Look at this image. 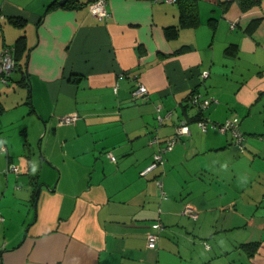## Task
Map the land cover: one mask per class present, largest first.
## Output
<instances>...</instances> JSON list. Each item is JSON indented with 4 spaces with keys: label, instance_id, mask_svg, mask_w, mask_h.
<instances>
[{
    "label": "crops",
    "instance_id": "crops-1",
    "mask_svg": "<svg viewBox=\"0 0 264 264\" xmlns=\"http://www.w3.org/2000/svg\"><path fill=\"white\" fill-rule=\"evenodd\" d=\"M58 1L0 0V50L19 64L0 73L3 264H264V0H191L194 23L179 1L106 0L103 17ZM201 113L237 117L243 149Z\"/></svg>",
    "mask_w": 264,
    "mask_h": 264
},
{
    "label": "built area",
    "instance_id": "built-area-1",
    "mask_svg": "<svg viewBox=\"0 0 264 264\" xmlns=\"http://www.w3.org/2000/svg\"><path fill=\"white\" fill-rule=\"evenodd\" d=\"M155 1L171 2L175 0H155ZM105 4H106V0H93L88 3L89 12L92 15H95L98 17L106 16L107 12L105 8ZM14 63L15 62L11 55L10 49L8 47L3 48L0 51V72L8 74L14 69ZM207 74L208 72H204L203 73L204 77L207 76ZM146 93H147V89L144 85H138L131 91V95L134 99L145 98ZM188 100L192 105L197 106L200 112L204 111L210 105L209 99L202 98L200 94L196 92H192L189 95ZM161 107H162L161 104H156L155 106V109L157 112V120L159 124L162 123L163 121L162 120L163 117L160 114ZM78 117L79 115L77 114V112H72V113H69L63 116H59L58 123L71 124V123H74ZM238 123L239 121L237 117L226 119L224 122H214L211 119H209L206 115H204L203 113H201L199 117L196 119V124L203 131H206L209 127H214V128H217L218 131L222 133H226V132L230 133L232 142L236 144L240 148V150H242L244 146L243 144L244 137H243L242 132L239 129ZM188 131H189L188 124L185 121H180L175 127L174 134L171 137L166 138L163 141V146L158 151L154 152L151 163L146 168L142 169L140 171V174L145 175L152 169L156 168L159 164H161L163 161V153L167 150H170L176 143L178 137L187 133ZM154 138H156L154 140L159 141L158 136H154ZM107 156L110 158V160L112 161L115 160L114 156L110 152H108ZM19 171L20 170L17 165L11 164V165H8L3 170V173L5 174L11 173V172L18 173ZM158 185L161 187L160 181H158ZM161 193L163 194L162 190H161ZM182 212L193 218L196 217V213L188 205L182 209ZM163 228H164L163 224L159 221L152 223V230L147 233V238H146L147 247L149 248L156 247L159 232L163 230ZM0 264H3L1 253H0Z\"/></svg>",
    "mask_w": 264,
    "mask_h": 264
},
{
    "label": "trees",
    "instance_id": "trees-1",
    "mask_svg": "<svg viewBox=\"0 0 264 264\" xmlns=\"http://www.w3.org/2000/svg\"><path fill=\"white\" fill-rule=\"evenodd\" d=\"M93 1V0H92ZM175 1H179V3H180V7H181V19H182V21H184V22H186V23H194V22H196L197 21V12H196V8H195V3L194 2H191V0H175ZM256 2V0H238V3L240 4V7L242 8V9H245V8H247V7H249V6H251L252 4H254ZM17 21V20H16ZM18 23L19 24H22V21H18ZM25 36H20L18 39H17V41H16V44H15V49H18L22 44H23V38H24ZM9 48L10 49V51H11V55H12V48H10L9 46H4L3 48ZM2 48V49H3ZM1 49V50H2ZM0 50V51H1ZM12 57H13V55H12ZM14 59V69L16 68V67H18L19 68V64L17 63V61H16V58L14 57L13 58ZM13 69V70H14ZM12 70V71H13ZM0 73H2V75H3V77L5 76V75H8V74H10V72L8 73V74H5V73H3V72H0ZM5 80V79H4ZM199 117V116H198Z\"/></svg>",
    "mask_w": 264,
    "mask_h": 264
},
{
    "label": "water",
    "instance_id": "water-1",
    "mask_svg": "<svg viewBox=\"0 0 264 264\" xmlns=\"http://www.w3.org/2000/svg\"><path fill=\"white\" fill-rule=\"evenodd\" d=\"M65 1H66V0H59L58 3H59V4H62V3H64Z\"/></svg>",
    "mask_w": 264,
    "mask_h": 264
},
{
    "label": "rangeland",
    "instance_id": "rangeland-1",
    "mask_svg": "<svg viewBox=\"0 0 264 264\" xmlns=\"http://www.w3.org/2000/svg\"><path fill=\"white\" fill-rule=\"evenodd\" d=\"M38 147V145H36Z\"/></svg>",
    "mask_w": 264,
    "mask_h": 264
}]
</instances>
